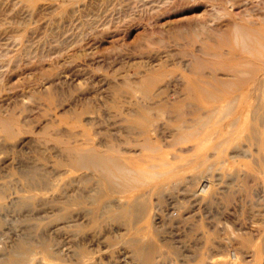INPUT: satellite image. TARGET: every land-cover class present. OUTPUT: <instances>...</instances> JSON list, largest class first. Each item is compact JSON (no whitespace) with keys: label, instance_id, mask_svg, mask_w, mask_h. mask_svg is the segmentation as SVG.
Segmentation results:
<instances>
[{"label":"rangeland","instance_id":"obj_1","mask_svg":"<svg viewBox=\"0 0 264 264\" xmlns=\"http://www.w3.org/2000/svg\"><path fill=\"white\" fill-rule=\"evenodd\" d=\"M207 35L251 59L259 50L264 59V0H0V264L20 239L47 242L62 258L54 264L75 263L79 247L86 251L82 264H137L120 244L131 234L125 227L75 233L51 220L56 211L45 200L16 205L12 198L24 192L17 176L35 167L56 187L69 177L89 181L70 190L48 189L62 202L66 194L89 196L95 179L107 174L95 164L69 170L62 164L70 154L91 149L106 157L117 187L139 171L156 170L160 153L168 161L174 154L188 156L191 142L172 144L176 116L166 108L183 98L197 72L210 71L197 58ZM230 70L216 72L236 81ZM137 107L147 109L155 132L142 136L126 128L124 115ZM242 145L229 147L222 170L203 171L218 189L212 203L177 193L148 195L150 224L143 235L146 243L159 244L156 263L193 259L202 244L201 224L216 228L213 240L226 246L214 255L235 254L241 264H256L257 252V264H264V181L241 167L250 159ZM221 171L241 177L222 178ZM91 218L86 214L79 223L89 226ZM242 239L250 241L246 249ZM168 245L178 251L173 259ZM32 256L41 262L39 247Z\"/></svg>","mask_w":264,"mask_h":264},{"label":"bare ground","instance_id":"obj_2","mask_svg":"<svg viewBox=\"0 0 264 264\" xmlns=\"http://www.w3.org/2000/svg\"><path fill=\"white\" fill-rule=\"evenodd\" d=\"M210 37L207 35V41L203 42L199 49V56H197L198 63L201 60L204 63L202 66H207L210 71L208 73L202 70L197 72L195 77L190 78L184 86L183 98L172 101V104L166 108L171 113L174 112L176 116L172 144L191 142L192 146L186 150V152L190 151L189 157L186 154L185 156L174 154V161H168L164 157L165 154L160 153L154 158L156 164H153V167L156 170L139 171L136 176L123 179L117 187L113 184L112 168L107 166V158L91 149L81 151L78 154H70L66 158L67 162L59 163V166L62 164L69 170H75L81 164L105 166L107 174L95 179L96 186L89 196L81 193L66 194L61 198L62 202L57 201L48 195V189L61 191L62 188H66L70 190L81 184L86 185L89 181L82 177H69L59 187H56L50 184L37 168L32 167L18 173L17 177L24 192L19 191L22 193H17L12 198L15 204L22 205L24 200L32 203L39 198L45 200L51 207L50 209L56 211L52 217L54 219L51 220L56 224L67 225L75 233H81L88 227L103 226L104 228L105 225L116 226V228L117 226L125 227L126 230H130L131 234L119 243L121 242L120 244L125 245L129 250L133 261L135 260L137 264H158L156 255L160 251L159 244L146 243L143 235L150 224L148 195L161 198L165 192H169L170 194L177 193L182 199L200 204L212 203L218 189L211 185L210 180L203 175V171L210 168L222 170L224 166L222 158L224 159L229 147L238 145V143L243 144L241 150L244 155L250 157L249 161L243 163L241 167L247 168L254 178H259L261 175L264 181V59L259 54V50L255 49V56L251 59L240 54L228 41L217 43ZM221 55H227L228 59H218L217 57ZM204 56L217 59H206ZM244 64L250 65L249 69ZM219 69H231L234 72L233 75L231 74L232 78H236V81L220 79L216 72ZM246 73L249 75L243 77ZM144 97L147 98L146 89ZM147 114L145 107H137L124 115L123 122L128 130L137 131L145 136L149 131H156L152 119ZM187 115L189 118L185 117ZM207 151L214 154L213 161L209 160ZM114 164L118 165L115 162ZM119 170L122 177L127 176L126 170L122 167ZM225 175L230 178L233 176L236 180L241 177L239 173L220 172L222 178ZM146 186V194L140 193L142 187ZM1 202L0 200V208L2 207ZM86 214L92 217L89 226L79 223V220ZM139 223L145 225L138 227ZM197 229L202 231V244L194 254V258L184 263L177 259L172 261V264H241L242 260L235 254L233 257L221 253L213 254L226 249L222 243L217 244L213 240L216 228L207 229L199 224ZM241 242L245 249L250 243L249 239H242ZM36 246L41 252L39 258L41 262L38 263L32 259ZM166 253L167 257L172 256L171 259H173L178 251L172 245H168ZM85 254L86 251L79 247L76 252L77 260L72 264H82ZM254 255V261L257 264V252ZM53 260L62 262V258L52 251L47 242L39 240L32 243L20 239L8 252L3 262L4 264H54Z\"/></svg>","mask_w":264,"mask_h":264}]
</instances>
